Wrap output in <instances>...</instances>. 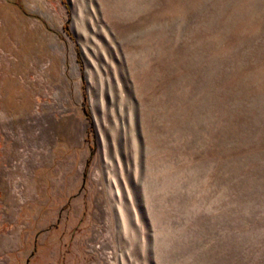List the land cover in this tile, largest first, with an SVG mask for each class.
I'll return each mask as SVG.
<instances>
[{"label":"rangeland","instance_id":"374dc122","mask_svg":"<svg viewBox=\"0 0 264 264\" xmlns=\"http://www.w3.org/2000/svg\"><path fill=\"white\" fill-rule=\"evenodd\" d=\"M0 264H264V0H0Z\"/></svg>","mask_w":264,"mask_h":264}]
</instances>
